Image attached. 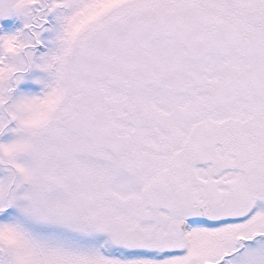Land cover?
I'll use <instances>...</instances> for the list:
<instances>
[{
    "label": "snow or ice",
    "instance_id": "6c2138e0",
    "mask_svg": "<svg viewBox=\"0 0 264 264\" xmlns=\"http://www.w3.org/2000/svg\"><path fill=\"white\" fill-rule=\"evenodd\" d=\"M0 264H264V0H0Z\"/></svg>",
    "mask_w": 264,
    "mask_h": 264
}]
</instances>
